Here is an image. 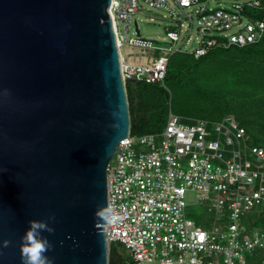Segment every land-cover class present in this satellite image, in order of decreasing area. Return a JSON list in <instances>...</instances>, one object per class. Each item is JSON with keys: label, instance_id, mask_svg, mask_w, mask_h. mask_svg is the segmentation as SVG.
<instances>
[{"label": "water", "instance_id": "95a60500", "mask_svg": "<svg viewBox=\"0 0 264 264\" xmlns=\"http://www.w3.org/2000/svg\"><path fill=\"white\" fill-rule=\"evenodd\" d=\"M112 0H0V264H109L108 167L131 116ZM9 241L7 247L4 242Z\"/></svg>", "mask_w": 264, "mask_h": 264}, {"label": "built area", "instance_id": "2783aa9c", "mask_svg": "<svg viewBox=\"0 0 264 264\" xmlns=\"http://www.w3.org/2000/svg\"><path fill=\"white\" fill-rule=\"evenodd\" d=\"M144 6L170 12L180 24L167 35L170 46L142 38L136 17L145 14ZM250 10L264 11V0H112L125 85L165 88L171 56L185 53L191 41L181 37L184 20L190 30L197 22L202 36L188 53L197 60L216 48L257 43L264 18ZM125 47L152 51L157 58L148 66L128 65ZM107 174L104 230L110 248L116 243L130 253L126 264H264V150L252 146L232 115L191 120L170 112L162 132L140 137L130 132ZM188 192L196 194L194 204L186 202ZM199 210L208 218L207 228L190 218Z\"/></svg>", "mask_w": 264, "mask_h": 264}, {"label": "trees", "instance_id": "16d2710c", "mask_svg": "<svg viewBox=\"0 0 264 264\" xmlns=\"http://www.w3.org/2000/svg\"><path fill=\"white\" fill-rule=\"evenodd\" d=\"M252 12L253 11L250 10L247 13L251 14ZM253 15H256L257 19L262 20L264 18V11H254ZM220 60L228 63V71L230 72L228 77L224 78L223 83H218L222 85V89L214 88V91H210L212 89L208 88L207 85H204L202 81L197 84L196 80H200L202 78L200 75H203L202 71L204 72L201 67L204 68L206 66H210L208 70L213 73V77H216L217 75L220 76L222 68L227 71L224 66H217L215 63ZM228 71L226 74L229 73ZM233 79L242 83L243 88L246 90V93H244L245 99L248 98L247 95L254 96L257 95V93L264 95V36L257 43L248 45L244 48L234 46L228 49L222 47L216 48L207 56L198 60L195 59L193 55L188 53L175 54L171 56L167 76L164 81L165 88L157 84L146 85L127 83L126 88L131 116L132 136L140 137L144 135H154L164 130L170 113L166 103L168 99L167 89L171 86L184 85L191 87L192 89L198 88V91L205 94L206 97L212 99L217 105L225 102L228 103L229 100H231V98L228 97L230 96V93H227L230 86H232V89L235 90V92H239L240 94L242 93L240 92L242 90L241 87L236 86V89L233 87ZM257 89H260L261 91L254 92ZM214 113H216V116L211 118L213 119L212 121H219L227 115L235 117L241 126L246 129L252 146L259 147L264 150V145L257 139L255 131L251 130L253 129L252 126L258 122L257 119H254V121L250 120V123H247L246 120L244 121L238 116V114L234 111V108L231 109L230 105L227 106L226 109L222 110L220 114L217 112ZM136 115L140 122L139 125L135 119ZM200 119L211 120L205 118ZM262 124H264V122ZM190 218L195 220L196 224L199 226L205 228L208 227V218H206V215L203 212H193L190 215ZM124 263L125 262L121 259V257L116 252L114 253L112 244L110 248L109 264ZM252 263H254V261H252Z\"/></svg>", "mask_w": 264, "mask_h": 264}, {"label": "rangeland", "instance_id": "374dc122", "mask_svg": "<svg viewBox=\"0 0 264 264\" xmlns=\"http://www.w3.org/2000/svg\"><path fill=\"white\" fill-rule=\"evenodd\" d=\"M170 4L172 3L170 2ZM144 9L145 14L136 17L142 38L147 41L156 42L155 45L157 47H163L167 45L170 46L168 41L166 40L167 35L173 29H176V26L180 24L172 19L170 12L164 10L149 9L147 6H144ZM180 14L182 13L180 12ZM182 24H184L183 32L181 34L182 39H187L188 37L191 39L189 44L184 45L185 47H183V52H194V50L199 47V44L202 41V36L199 33L197 22H195V26L192 30H190V23L188 21L184 20L182 21ZM123 52L125 55L126 63L128 65L148 66L152 64L157 58L155 53H153L152 51H144L132 47H125L123 49ZM153 55H155L154 57L156 58L153 59ZM215 63L217 64V66H224L227 71L229 70L227 62L220 60L219 62ZM201 68L204 70V72L202 71L203 75H200V77L202 78L200 80H196L197 84L202 81L204 85H207L208 88L212 89L210 91H214V88L222 89V85L218 83H223L224 78L228 77L230 72L228 71L229 73L226 74L227 71L222 68L220 72L221 75L213 77V73L208 70L210 66ZM233 80V87L235 89L236 86L241 87L243 91L241 90L240 92L242 93L240 94L239 92H235V90L232 89V86H230V89L227 90V93H230V96L228 97L231 98V100H229L228 103L225 102L223 104L220 103L217 105L213 102L212 99L206 97L205 94L198 91V88L192 89L191 87L184 85L171 86L169 89H167L168 99L166 103L168 111L179 118H186L191 120H196L200 118L211 119L216 116V113L214 112L220 114L222 110L226 109V107L230 105L231 109L234 108V111L238 114V116L242 120H246L247 123H250V120H258V122L252 126L253 129L251 130L255 131L257 139L264 145V124H262L264 122V95H261L260 93H257V95L254 96L247 95L248 98L245 99L244 93H246V90L243 88L242 83L236 81L235 79ZM258 91L261 90L257 89L254 92ZM135 119L137 120V124L139 125L140 122L138 120L137 115L135 116ZM196 199L197 197L195 193H187L186 202L188 204H194L196 202ZM113 251L114 253L116 252L125 263L128 260L132 262L130 253L120 244H113Z\"/></svg>", "mask_w": 264, "mask_h": 264}, {"label": "clouds", "instance_id": "9594fccd", "mask_svg": "<svg viewBox=\"0 0 264 264\" xmlns=\"http://www.w3.org/2000/svg\"><path fill=\"white\" fill-rule=\"evenodd\" d=\"M52 231L53 229L49 227L48 221H29V228L22 237L21 250L25 264H47L45 253L49 251L51 245L44 233H51ZM8 244L9 241L4 242L5 247Z\"/></svg>", "mask_w": 264, "mask_h": 264}]
</instances>
